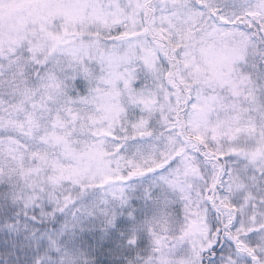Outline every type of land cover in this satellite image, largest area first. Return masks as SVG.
Here are the masks:
<instances>
[{
    "label": "snow or ice",
    "instance_id": "obj_1",
    "mask_svg": "<svg viewBox=\"0 0 264 264\" xmlns=\"http://www.w3.org/2000/svg\"><path fill=\"white\" fill-rule=\"evenodd\" d=\"M0 264H264V0H0Z\"/></svg>",
    "mask_w": 264,
    "mask_h": 264
}]
</instances>
